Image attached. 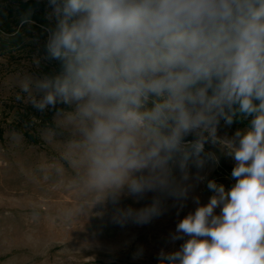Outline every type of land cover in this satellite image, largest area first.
Here are the masks:
<instances>
[{"label": "clouds", "instance_id": "obj_1", "mask_svg": "<svg viewBox=\"0 0 264 264\" xmlns=\"http://www.w3.org/2000/svg\"><path fill=\"white\" fill-rule=\"evenodd\" d=\"M47 3L16 100L52 112L66 135L62 160L84 196L77 212L111 202L115 222L144 225L163 198L182 208L206 182L213 194L192 197L195 210L168 236L183 243L161 248L158 264H264V0ZM31 15L20 22L29 31ZM51 62L58 70L45 72ZM221 121L246 123L229 136ZM222 156L234 161L228 189L203 172ZM150 192V204L119 207Z\"/></svg>", "mask_w": 264, "mask_h": 264}, {"label": "rangeland", "instance_id": "obj_2", "mask_svg": "<svg viewBox=\"0 0 264 264\" xmlns=\"http://www.w3.org/2000/svg\"><path fill=\"white\" fill-rule=\"evenodd\" d=\"M27 1L42 4L44 17L50 10L47 0H0V5ZM32 39L37 48L44 37ZM32 48L0 53V264H158L161 248L173 251L183 243L169 242L168 236L195 210L192 197L205 204L213 193L206 182L199 183L182 208L165 197L163 213L144 225L115 222L111 202L79 214L84 196L73 182L74 170L62 160L66 135L59 134L52 112L41 114L26 99L16 100V81L34 70ZM243 127L221 121L219 133L231 136ZM49 130L58 134L50 138ZM233 166L230 157L222 156L219 166L209 164L203 172L228 189ZM154 195L147 193L139 202L123 197L119 207L141 208Z\"/></svg>", "mask_w": 264, "mask_h": 264}, {"label": "trees", "instance_id": "obj_3", "mask_svg": "<svg viewBox=\"0 0 264 264\" xmlns=\"http://www.w3.org/2000/svg\"><path fill=\"white\" fill-rule=\"evenodd\" d=\"M42 8V4L33 1L14 2L11 5H6V7L0 5V53L11 55L13 52H22L27 47L31 49L32 46V49L36 51V48H34L35 43L31 39L43 38L40 26L48 23L41 14ZM29 9L32 10L31 19L35 21L31 31L28 30L27 25L20 26L21 18ZM58 67L59 65L56 62H51L44 68V71L58 70ZM47 119L49 120V118ZM235 123L245 125L246 122L237 121Z\"/></svg>", "mask_w": 264, "mask_h": 264}]
</instances>
